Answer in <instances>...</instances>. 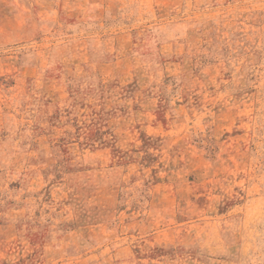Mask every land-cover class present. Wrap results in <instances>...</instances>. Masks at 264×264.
<instances>
[{
    "label": "rangeland",
    "instance_id": "rangeland-1",
    "mask_svg": "<svg viewBox=\"0 0 264 264\" xmlns=\"http://www.w3.org/2000/svg\"><path fill=\"white\" fill-rule=\"evenodd\" d=\"M0 264H264V0H0Z\"/></svg>",
    "mask_w": 264,
    "mask_h": 264
}]
</instances>
